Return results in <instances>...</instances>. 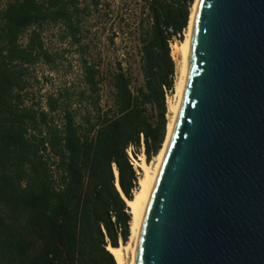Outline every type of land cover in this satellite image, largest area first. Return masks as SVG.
Listing matches in <instances>:
<instances>
[{"label": "trees", "instance_id": "obj_1", "mask_svg": "<svg viewBox=\"0 0 264 264\" xmlns=\"http://www.w3.org/2000/svg\"><path fill=\"white\" fill-rule=\"evenodd\" d=\"M196 1L145 0L137 28L126 27L136 55L107 73L82 45L100 0H0V264H117L108 248L129 243L126 200L140 189L128 150L137 158L144 149L151 164L163 149L176 83L171 45L185 41ZM49 28L81 54L78 109L69 90L44 101L32 93L37 68L54 72L68 53L48 47ZM135 57L140 81L123 67ZM106 84L114 102L104 110Z\"/></svg>", "mask_w": 264, "mask_h": 264}, {"label": "water", "instance_id": "obj_2", "mask_svg": "<svg viewBox=\"0 0 264 264\" xmlns=\"http://www.w3.org/2000/svg\"><path fill=\"white\" fill-rule=\"evenodd\" d=\"M133 264H264V0L197 1Z\"/></svg>", "mask_w": 264, "mask_h": 264}, {"label": "rangeland", "instance_id": "obj_3", "mask_svg": "<svg viewBox=\"0 0 264 264\" xmlns=\"http://www.w3.org/2000/svg\"><path fill=\"white\" fill-rule=\"evenodd\" d=\"M100 1L101 7L99 11L92 10L86 17V39L82 45L88 47V59L102 63L103 70L110 73L117 68V61H121L126 52L130 51L131 54L134 53L135 55L137 53L135 37L131 36L130 29L127 30L126 27H130L132 31L137 28L143 17L145 0ZM87 3L89 4L90 1ZM116 34H118V39L115 40V45H113L111 40L115 39L114 35ZM46 40L48 47L52 51L61 53L66 51L68 53L65 55V60L54 72L43 65L37 68L34 76L38 78L39 84L37 82L33 83L32 93L37 100L43 99L44 101L45 97L69 90L73 98L74 109H78L76 104L82 91L81 54L77 47H72L69 42L60 40V34L57 29H47ZM180 43H173L171 48L173 45ZM139 61V58L135 57L127 66L123 67H129L140 81ZM113 94L112 88L106 84L101 94V103L104 110L113 106ZM173 95L175 96V93ZM169 118L170 114L168 115V120ZM141 156L142 154L139 155V158ZM135 160L136 162L139 161L138 158H135ZM155 163L154 159L151 164H147L153 166ZM139 171L142 176L143 171L141 168H139ZM123 246L121 244L120 247ZM131 256V252H125L126 264H130Z\"/></svg>", "mask_w": 264, "mask_h": 264}, {"label": "bare ground", "instance_id": "obj_4", "mask_svg": "<svg viewBox=\"0 0 264 264\" xmlns=\"http://www.w3.org/2000/svg\"><path fill=\"white\" fill-rule=\"evenodd\" d=\"M198 1V0H197ZM197 1L193 7V11L190 17L188 31L186 32L185 41L180 44H175L171 48V55L173 60L176 63V83H175V96L174 99L168 101V112L170 114L169 124L167 128V138L160 154L155 158V165L151 166L146 163L145 157H140L139 161L136 162L137 166L143 171V175L139 181L140 189L135 194L133 201H128L127 206L129 208V213L132 216V221L130 225V241L127 244L128 246L120 247L118 249L108 248L113 257L115 258L117 264H126L125 252H131V261L130 264H133V256L135 244L141 225V221L144 214L145 205L149 198L153 183L156 179L158 169L162 160V157L166 151V147L173 129L174 120L178 111L181 91L183 89L184 83L186 81L187 74V64H188V55H189V42L191 28L194 18V11L197 4Z\"/></svg>", "mask_w": 264, "mask_h": 264}, {"label": "built area", "instance_id": "obj_5", "mask_svg": "<svg viewBox=\"0 0 264 264\" xmlns=\"http://www.w3.org/2000/svg\"><path fill=\"white\" fill-rule=\"evenodd\" d=\"M168 33L170 35H173L174 34L171 29L168 31ZM184 37L186 38V32L184 33ZM173 43H180V35H178V36H176V37L173 38L172 44ZM166 98H167V104H168V101L174 98L173 93L172 92H167ZM142 150H143L142 157H145V155H144V149H142ZM133 151H134L133 148H130L128 150V155L130 157V162H131L132 166L134 167V169L137 172V175L139 176V181H140L141 174H140V171H139V167H137V163H136L135 157L133 155ZM137 158L140 159L139 156ZM145 160H146V157H145Z\"/></svg>", "mask_w": 264, "mask_h": 264}]
</instances>
